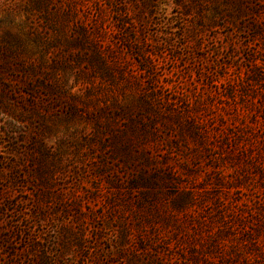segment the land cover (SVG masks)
Wrapping results in <instances>:
<instances>
[{"label":"rangeland","instance_id":"1","mask_svg":"<svg viewBox=\"0 0 264 264\" xmlns=\"http://www.w3.org/2000/svg\"><path fill=\"white\" fill-rule=\"evenodd\" d=\"M263 143L264 0H0V264L250 246Z\"/></svg>","mask_w":264,"mask_h":264},{"label":"trees","instance_id":"2","mask_svg":"<svg viewBox=\"0 0 264 264\" xmlns=\"http://www.w3.org/2000/svg\"><path fill=\"white\" fill-rule=\"evenodd\" d=\"M239 137H240V135H238L237 133H232V134L226 133V136L224 139L226 140L227 147L229 146V148H231V151H232L231 154L235 153V150H238L239 152L245 153V155L249 157V154L251 152V150H250L251 148L247 149L245 147L246 144L239 145L236 142ZM263 147H264V145H263ZM217 148L220 149V146ZM142 150H143V153L141 155L144 156L145 151H144V149H142ZM140 152H141V149H140ZM221 156L223 158H226V157L230 156V154H226V155L223 154ZM256 157H257V155L253 156V158H256ZM240 228H241L240 230H244L243 234H245V235L255 234L256 232H258V234H260V228L254 224H252V227H249V228H246V225L243 224L242 227H240ZM223 233H224V231H220L218 233L217 232L211 233L207 236V240L210 239V243L216 242L217 239H214V237L216 235L220 236L219 239L221 240ZM250 243H251L250 246H247V244L242 243V242L240 243V242L229 241L228 243H226V242L222 241V243H221V244H223L222 246L228 245V246H230V248L226 250L225 248L223 249L222 246H220V245H217V248H218V246L221 247L222 252L223 251L226 252L227 256L223 257V254L221 255V257L217 256V255L211 256V255H209V253L212 254L211 253L212 251L208 250V251H204V252H206L205 256H203V257L196 256L191 260V262H192V264H217L218 261L220 263H224V264H250L252 259H256L257 257L260 258V256L262 255V252L264 251V239H263V237L260 238V235H258V238L253 239L252 242H250ZM251 246L253 248H251ZM140 247L146 248L145 243L143 241H141ZM254 250L256 253L254 252ZM169 252H172L171 253L172 256H174V255L180 256L178 258L180 260V262H182V260L186 259V257H184V255H183L185 253L184 248H181V250H180V248H178L177 250H175V249L170 250ZM176 252H177V254H175ZM158 258L159 259H157V260L159 261V264H171L170 263L171 259L167 258L166 256H159ZM215 258H218L217 259L218 261ZM185 263L188 264L187 262H185ZM149 264H153V263L150 262Z\"/></svg>","mask_w":264,"mask_h":264}]
</instances>
